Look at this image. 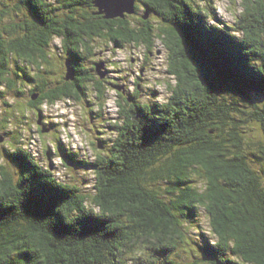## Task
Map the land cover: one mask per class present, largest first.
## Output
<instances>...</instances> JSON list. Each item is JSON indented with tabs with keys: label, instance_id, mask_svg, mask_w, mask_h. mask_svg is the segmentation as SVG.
Listing matches in <instances>:
<instances>
[{
	"label": "trees",
	"instance_id": "1",
	"mask_svg": "<svg viewBox=\"0 0 264 264\" xmlns=\"http://www.w3.org/2000/svg\"><path fill=\"white\" fill-rule=\"evenodd\" d=\"M206 1L207 8L197 0H134L132 13L112 16L96 0H0V133L64 193L69 223L56 230L51 219L24 211L23 177L9 160L14 170H0V188L3 206L16 211L0 213V264H264V99L229 86L239 76H264V0H242L238 35L205 21L213 9ZM109 40L147 54L161 41L175 82L168 100L153 105L135 87L120 120L102 125L114 70L102 77L88 61L90 42ZM18 96L25 103L16 105ZM72 99H87L102 126L95 160L58 136L53 149L44 138L20 136L43 105ZM57 125L36 123L42 136ZM40 141L46 164L35 152ZM48 153L94 177L57 176ZM85 218L102 226L76 224Z\"/></svg>",
	"mask_w": 264,
	"mask_h": 264
},
{
	"label": "rangeland",
	"instance_id": "2",
	"mask_svg": "<svg viewBox=\"0 0 264 264\" xmlns=\"http://www.w3.org/2000/svg\"><path fill=\"white\" fill-rule=\"evenodd\" d=\"M197 3L202 4V6L207 8V1L204 2V0H197ZM242 9V0H213L212 16L211 14L205 13L204 19L211 25H217V27L220 26L226 28L225 24H229L232 27L229 32L232 33V31H234V33L238 35V32H235L237 30L236 24L233 25V23H235L239 17ZM126 44L128 45L127 42ZM107 45L109 47L105 46L103 42H100L98 44V51L103 55L101 60L106 64L107 67H105L115 69L112 75L115 79H119L117 80L118 84H115L117 87H120L121 85L123 88H126L131 92L134 89L136 82H138V77H140L139 84L142 88L141 93L143 97L149 92H147V87L156 85L157 89L160 91V97L158 98L159 101L164 102L171 96L172 90L167 84H173L175 80L172 78V75L166 71L165 54L168 53V48L161 41H155V49H148V54L143 49L144 46L133 48V45H129L128 47L122 45L113 49L112 46L114 43L112 40H109ZM102 47L104 48V52H102ZM134 59L135 64L132 65ZM26 71L31 73L30 70ZM114 88H111L107 94V102L102 109V114L105 117L102 125H107L109 121H116L110 117L118 118V112H120L123 107H128L127 102L129 101L126 100V93L121 90L120 92H122V94H118L119 91H114ZM9 91L10 90H8L7 98L9 99V102L13 103L14 99L10 97L13 93ZM25 94L26 97L24 99L30 95V91L27 90ZM24 99L23 96H18L15 101L16 105L17 103L19 105L25 103ZM90 108L94 107L88 106V101H86V99H72L68 101H59L58 103L51 105H43L41 108V117L39 118L38 114L35 116L33 113L32 116L34 121L27 120V122L22 125L20 132L22 134L20 136L28 143H30L32 138L33 140H37L38 137L44 138L49 145V148L53 149V143L50 144L49 141L52 140L55 135L50 133L49 135L42 136L41 133L37 131L36 126V123L40 120L53 121L58 124V132H56V134L64 144H69L73 149H76L77 152L79 151L80 154L82 153L80 156L86 158L91 157L95 160L96 156L102 152V149L97 145L96 139V137L100 136L97 133V130L101 129L102 126L99 124L98 120L90 116ZM21 109L22 108L17 106L15 111L16 115L22 114L20 111ZM108 112L110 113V116H108ZM111 114L113 115L111 116ZM14 118L18 121L16 117ZM23 126H26L27 129ZM27 126H30V129H28ZM107 131H110V129ZM35 152L37 153L36 155L38 156V159L46 164L47 157L45 155V144L41 141L38 142ZM50 157L49 163L58 167L56 171L57 176H63L68 179H71L70 176H77L76 178L79 182H81V178L83 177L81 175H86L90 178L94 177L92 175V170L85 171L74 168L77 171H72L68 167L65 168L62 165L63 163L60 157L53 155ZM5 159L7 160V158ZM6 165L13 169V165L9 160ZM87 182L88 183L83 186L91 188L93 186V181L89 180ZM204 229L208 231L207 235H210L209 230L207 229V224L204 225Z\"/></svg>",
	"mask_w": 264,
	"mask_h": 264
},
{
	"label": "snow or ice",
	"instance_id": "3",
	"mask_svg": "<svg viewBox=\"0 0 264 264\" xmlns=\"http://www.w3.org/2000/svg\"><path fill=\"white\" fill-rule=\"evenodd\" d=\"M99 9H106L109 12L123 11L126 7H130L129 0H96ZM154 3L160 4L161 0H153ZM210 2V0H209ZM229 86L237 90L243 95L257 96L264 99V76L258 80L252 77L239 76L229 81ZM145 133L151 135L152 128H146ZM18 148L3 133H0V170L11 160L20 175L23 182L20 188L23 190L24 211L36 213L41 219L49 218L53 221L52 227L56 230H63L69 227V223L63 216L61 205L66 199L64 193L59 188L52 186L46 182L43 175L36 168H33L29 161L22 155L18 154ZM7 157V160L5 159ZM4 196L3 189L0 188V213L15 212V208H5L2 198ZM76 224L86 228L90 226H102V222L92 221L89 218L77 220ZM74 227L75 225H71ZM207 252L214 253L215 249L211 247L210 242L205 239ZM25 259H28L25 257Z\"/></svg>",
	"mask_w": 264,
	"mask_h": 264
},
{
	"label": "flooded vegetation",
	"instance_id": "4",
	"mask_svg": "<svg viewBox=\"0 0 264 264\" xmlns=\"http://www.w3.org/2000/svg\"><path fill=\"white\" fill-rule=\"evenodd\" d=\"M118 46H122V44H120V43H114V45H113V47H118ZM126 46V45H125ZM90 47H93L94 48V55L92 56V59H89V61H88V63H89V66H91V64H95V66H96V70H94L96 73H98L100 76H102V77H106V78H109V73H108V75L107 74H105V72H104V68H106L107 66H106V64H104V62L101 60V58H102V54L98 51V46L96 45V43L94 42V41H91L90 42ZM144 49V48H143ZM102 52H104V48L102 47ZM110 56V55H109ZM18 63V62H17ZM135 64V59H134V62H133V64L132 65H134ZM106 66V67H105ZM115 70V69H114ZM166 71H167V68H166ZM110 76L112 77V78H114V76L112 75V74H110ZM139 79H140V77H138ZM114 80H115V82H114V87L116 86L115 84H118L117 83V80H119L118 78H114ZM139 87L140 89H141V87H140V84L139 83H136V85H135V87ZM123 90L125 93H126V95H127V100L130 102L131 101V96L129 97V95L131 94V92L130 91H128L126 88H123L121 85H120V87H115L114 88V91L115 90ZM134 90H135V88H134ZM142 91V90H141ZM140 97H143L142 96V94H140ZM86 101H87V99H86ZM59 102V101H58ZM57 102V103H58ZM128 103V102H127ZM88 105H91L90 103H88Z\"/></svg>",
	"mask_w": 264,
	"mask_h": 264
},
{
	"label": "water",
	"instance_id": "5",
	"mask_svg": "<svg viewBox=\"0 0 264 264\" xmlns=\"http://www.w3.org/2000/svg\"><path fill=\"white\" fill-rule=\"evenodd\" d=\"M129 4H130V7H126L123 11H117V12L112 13V12L107 11V10L104 9V8H102L101 11H107V12L110 13L112 16H115V15H116V16H117V15H122V16H123L125 12L132 13V12L134 11V9H133V6H134V0H129ZM143 17H144V18H147V17H148V14H147V13L144 14ZM48 155H49V153H48Z\"/></svg>",
	"mask_w": 264,
	"mask_h": 264
},
{
	"label": "clouds",
	"instance_id": "6",
	"mask_svg": "<svg viewBox=\"0 0 264 264\" xmlns=\"http://www.w3.org/2000/svg\"><path fill=\"white\" fill-rule=\"evenodd\" d=\"M58 42V41H57ZM173 77V76H172Z\"/></svg>",
	"mask_w": 264,
	"mask_h": 264
}]
</instances>
